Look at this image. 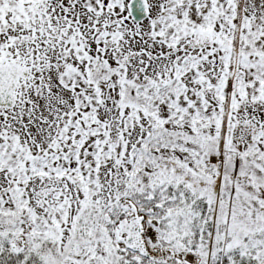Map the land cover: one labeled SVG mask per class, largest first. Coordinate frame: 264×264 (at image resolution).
I'll return each mask as SVG.
<instances>
[{
	"label": "snow or ice",
	"instance_id": "1",
	"mask_svg": "<svg viewBox=\"0 0 264 264\" xmlns=\"http://www.w3.org/2000/svg\"><path fill=\"white\" fill-rule=\"evenodd\" d=\"M0 264H264V0H0Z\"/></svg>",
	"mask_w": 264,
	"mask_h": 264
}]
</instances>
